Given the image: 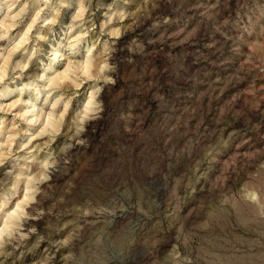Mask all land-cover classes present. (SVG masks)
Masks as SVG:
<instances>
[{"label": "clouds", "instance_id": "obj_1", "mask_svg": "<svg viewBox=\"0 0 264 264\" xmlns=\"http://www.w3.org/2000/svg\"><path fill=\"white\" fill-rule=\"evenodd\" d=\"M0 264H264V0H0Z\"/></svg>", "mask_w": 264, "mask_h": 264}]
</instances>
